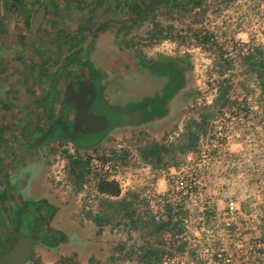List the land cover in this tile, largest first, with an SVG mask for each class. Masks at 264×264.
<instances>
[{"label": "crops", "instance_id": "0c3cea01", "mask_svg": "<svg viewBox=\"0 0 264 264\" xmlns=\"http://www.w3.org/2000/svg\"><path fill=\"white\" fill-rule=\"evenodd\" d=\"M202 1L181 0L193 5ZM149 2L0 0V209H6V205L10 204L16 222L25 228L30 224L35 204H44L51 213L45 229L41 231L45 237L54 233L62 237L55 245H48L44 241L36 243L32 257L25 264H109L117 257L114 251L116 245L126 239L121 237L120 226L104 219L102 207L96 210L93 205L90 210L85 209L87 192L83 186H77L71 180L68 184L55 181L54 162L61 152L54 143L26 151L16 162L18 146L33 138L34 132L45 123L44 107L54 79L52 76L65 59L73 57L70 72L79 75L81 78L78 79H88L82 77L91 72L98 74L99 78L96 79L103 87L109 104V100L114 102L131 96L145 97L148 92L157 90L149 69L156 60H175L178 66L186 67L183 83L156 115L148 113V120L140 125L114 128L109 134L117 135V149L113 152L126 145L128 136L123 137V133H131L137 128L151 130L159 141L165 135V130L158 127L165 124V120L177 108L172 106L175 99L186 94L192 86L198 90L194 95L198 104L199 99L207 95L208 101H204V105L208 106L216 104L221 98L227 103L243 99L264 104V78L258 73L254 76L249 73L251 68H259L264 58L261 52L253 59L248 56L242 60L239 78L223 79L220 87L224 85L225 92L221 95L215 89L207 90L208 77L203 71L214 59L208 50L164 53L159 47L145 46L140 49V44L138 49L132 43L131 35L138 32L137 23L141 19H151L150 15L156 8L144 18L137 19ZM169 2L166 0L163 5ZM42 8L45 14L34 36V19ZM101 25L103 27L99 29ZM212 79L214 75L209 81ZM238 83L240 87L234 91ZM195 119L200 121L197 117ZM75 149L88 151L96 147ZM231 149L241 152L244 145L234 143ZM138 158L144 160L140 156ZM159 187L161 190L166 188L165 180L160 179ZM126 198L118 196L114 199L121 201ZM88 213L92 216H88ZM95 216L103 219L101 226L95 222ZM5 225H8V218L0 220V232ZM124 264L138 263L128 261Z\"/></svg>", "mask_w": 264, "mask_h": 264}, {"label": "built area", "instance_id": "2783aa9c", "mask_svg": "<svg viewBox=\"0 0 264 264\" xmlns=\"http://www.w3.org/2000/svg\"><path fill=\"white\" fill-rule=\"evenodd\" d=\"M191 13L197 23L190 47L177 48L176 41L166 39L159 44L162 52L221 50L231 66L264 55V0H203ZM234 143L244 149L233 151ZM68 154L57 157L53 178L62 183L67 165L78 162L94 186L90 193L83 185L86 210L95 195L115 198L98 191L101 180L113 181L119 197L134 196L152 221L168 224L154 264H264L263 103L240 99L219 108L176 164L156 166L138 157L128 164L121 150L91 157L75 150ZM160 179L166 183L163 190Z\"/></svg>", "mask_w": 264, "mask_h": 264}, {"label": "rangeland", "instance_id": "374dc122", "mask_svg": "<svg viewBox=\"0 0 264 264\" xmlns=\"http://www.w3.org/2000/svg\"><path fill=\"white\" fill-rule=\"evenodd\" d=\"M189 5L190 6H187L185 3L181 2V0H170L167 5L157 7L151 13L150 20H141L137 23L138 32L131 35L132 43L135 44L138 49V44L141 46L140 49L145 46L147 48L159 47L161 41L166 39L176 41L177 48L180 45L191 44V37L194 33L197 20L196 16L191 13V8L194 6L193 3L190 2ZM172 46L173 45H171V47ZM187 47H190V45H187ZM172 52L176 53L174 51ZM211 54L214 55V59L211 64L209 63L206 68H204L203 71L205 76L207 75L208 77L207 90L211 91V89H216L218 94L223 95L225 87L224 85L220 87L221 84H223V79L239 78L242 72V60L246 57L238 64L231 66L224 62L223 51L212 50ZM260 70V68L256 67L251 68L249 73L254 76L257 73L259 74ZM213 75L214 79L209 81L213 78ZM239 87L240 85L238 83L237 86H234V91L235 88L238 89ZM197 92L198 90L192 86L186 94L175 99L172 106H177V108L172 111L173 113L168 120H165L167 122L161 127H158L160 130H165V135L162 138H159V141H157L151 130L137 128L131 133H123V137L126 138V136H128L125 141L126 145L120 147V150L124 155V160H126L128 164L134 165L132 163L133 158L140 156L143 159L140 152L141 148L151 144L153 141L177 147L187 144L191 140L193 134L204 131L215 112L226 105L227 102L221 98L216 104L209 106L204 105V101L206 102V100H202V102L198 104L194 99V95H196ZM195 117L200 121H197ZM116 142L117 135L112 134L107 136L95 150L89 149L88 151H76L75 146L67 141L53 143L58 146L61 155H69V150H75L77 154L91 157L92 154L105 155L113 152L112 150L117 149L115 147ZM183 154L184 153L177 150H175L174 153L164 154L162 155L161 163H156L155 165L176 164L182 158ZM69 164L70 165H67L65 175L63 176L62 184H68V181L71 180L77 186H83L86 184L89 192H93L94 186L91 181L85 178L81 165H76L75 163ZM80 174L83 176L81 177ZM129 198L131 199L132 204L129 205V207H123L118 204L120 200L109 199L97 195L94 197L93 205L96 206V210H98L99 207H102L104 209V219L111 224L120 226L119 230L121 237L126 238L121 240L122 244L116 245L114 251L117 253V257L110 260L109 264H124L128 261H134V263L138 264H148L147 255L149 252L159 250L162 246L164 236L162 233L156 232V223L151 220V216L145 209L144 204L138 201L134 196H129ZM110 202H114L115 205H111ZM129 213H132L131 218L136 220V224L130 221V217L128 216ZM130 238L132 241L129 243ZM58 264H61V262Z\"/></svg>", "mask_w": 264, "mask_h": 264}, {"label": "water", "instance_id": "95a60500", "mask_svg": "<svg viewBox=\"0 0 264 264\" xmlns=\"http://www.w3.org/2000/svg\"><path fill=\"white\" fill-rule=\"evenodd\" d=\"M165 2L166 0H150L144 8L143 14L137 19L144 18L149 11L163 5ZM44 14L45 11L44 8H42L34 19V36L40 27ZM62 72L63 71H59L56 73L48 95L45 113L51 122L49 128L46 132L40 134L39 137L34 135L25 145H19V155L16 162L28 150L42 148L57 140L64 141L62 133H66L68 130L72 131V135L81 132L86 136L95 137L94 140L83 144L78 143L75 139L67 140V142H70L77 149L86 150L88 148H95L114 130V125L118 124V120H116V123L111 121L107 112H118L117 109L112 107L108 101L102 97L99 82L91 78H72L67 80L60 112L64 108L65 111H62L58 118L54 119L52 109L61 81ZM67 110L72 111V120L68 115L70 111L68 112ZM123 114L125 116L133 115V113ZM54 129H60L61 133L57 135V138L51 137ZM44 237L45 233L43 231H34L31 234L20 231L17 237L8 240L4 245L0 244V264H25L32 255L33 246Z\"/></svg>", "mask_w": 264, "mask_h": 264}, {"label": "flooded vegetation", "instance_id": "af4514ba", "mask_svg": "<svg viewBox=\"0 0 264 264\" xmlns=\"http://www.w3.org/2000/svg\"><path fill=\"white\" fill-rule=\"evenodd\" d=\"M141 15L142 13L140 14V16ZM141 20H144V19H141ZM72 59L73 57L72 58L69 57V59H65L62 62V64L54 71L53 76H52V78H54L57 72L63 71L61 81H60V84L58 86V90L56 93L54 106L52 109V115L54 119L58 118L59 114L62 111L63 112L65 111L64 110L65 108H64L60 112L61 105H62V99H63L64 92H65V84L67 80H70L72 78L74 79L81 78L79 75L74 74L73 72H70ZM149 69L152 72V76H153L152 78H154L153 83H154V86L157 87V90L148 92L147 96L145 97L137 98L135 96H131V97L120 98L119 100H116L114 102L109 100L111 103L110 105L112 107H115L118 111V112L107 111L108 116L110 117L113 123H116V120H118V124L114 125L115 128L119 126H124V125H133V126L140 125L143 122L148 120V113H153L154 115H156L157 111H160L168 103L170 96L173 95V93L176 91V88L180 84L183 83L184 78H185L184 71L186 70V67L178 66V63L175 62V60H167V61L163 59L156 60L151 64ZM82 78H93L97 80L96 78H99V76L96 72H91L89 75H87L86 77H82ZM160 84H163V86H160ZM100 91H101L102 97L106 99L102 86H100ZM45 110H46V106L44 107L45 123L42 124L40 128H38L37 131L34 132L33 135H35L36 137H39L40 134L46 132L51 124L50 120L46 116ZM69 111H68L69 112L68 115L70 119L72 120L73 113L71 110ZM123 113H130V114L133 113V115L125 116ZM59 133H61L60 129H54L51 137L57 138V135ZM62 134H63L64 141L75 139L80 144L86 143L88 141L90 142L94 140L95 138L94 136H88V135L86 136L82 134L81 132H78L72 135L71 130H68L66 133H62ZM31 139L32 138H30L28 141H30ZM56 142H61V141L57 140ZM25 144H20V145H25ZM3 181H5L4 176H3ZM1 209H0V220H2V218H4L5 220L8 218V225L7 226L5 225L3 230L0 232V244L1 245H4V243H7L8 240H11L12 238L17 237L20 231H23L26 234H31L34 231L41 232L40 227L36 226L38 225L37 224L38 222L37 221V217H38L37 211L34 210L35 212H32L33 215L30 219V224L28 226H24L25 228H22L20 223L18 224L16 222L14 218V214L12 212V208L10 207V204L6 205V209H2V210ZM45 238H43L41 241H44ZM32 255H33V251H32Z\"/></svg>", "mask_w": 264, "mask_h": 264}, {"label": "trees", "instance_id": "16d2710c", "mask_svg": "<svg viewBox=\"0 0 264 264\" xmlns=\"http://www.w3.org/2000/svg\"><path fill=\"white\" fill-rule=\"evenodd\" d=\"M187 6H190L188 2L185 3ZM250 59H253V56H249ZM259 68L261 69L259 72V76L261 78H264V58L261 59V62L259 63ZM264 80V79H263ZM264 85V83H263ZM197 135L193 134L191 140L184 145H180L177 147H173V146H168L165 144H160L158 142L153 141L151 144L146 145L145 147L141 148L140 152L142 154V157L144 160L150 161L153 164H160L162 161V155L164 154H170V153H174L175 150L180 151L182 153L187 152L188 150L192 149L196 142H197ZM76 165H80L78 162H75ZM75 165V166H76ZM80 176L82 177L83 175L80 174ZM98 191L102 194L108 195L110 197H118L120 195V189L119 186L116 182L113 181H105V180H101L98 183ZM111 205H115L114 202H110ZM118 204L122 205L123 207H129V205L132 204L131 199H123L120 202H118ZM34 210L37 211L38 213V217H37V224L36 226L40 227V230L45 229V225L47 222V219L51 213V210L45 206L44 204L41 203H37L34 206ZM34 211V212H35ZM88 216H92L91 213L87 214ZM132 213H129L128 216L130 217V221L134 224H136V220H134L133 218H131ZM95 222L98 224V226H101L103 223V219L99 216H95L94 217ZM154 222V221H153ZM155 230L157 233H161L167 226V223H163V222H155ZM62 240V237L59 233H54L52 235H48L45 240L44 243L48 244V245H55L58 242H60ZM160 249L156 250V251H151L149 252V254L147 255V263L148 264H154L155 262L159 261L160 259Z\"/></svg>", "mask_w": 264, "mask_h": 264}]
</instances>
